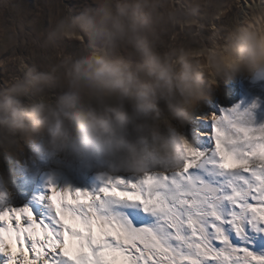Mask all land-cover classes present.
Returning <instances> with one entry per match:
<instances>
[{
	"label": "clouds",
	"instance_id": "obj_1",
	"mask_svg": "<svg viewBox=\"0 0 264 264\" xmlns=\"http://www.w3.org/2000/svg\"><path fill=\"white\" fill-rule=\"evenodd\" d=\"M163 7L164 0H90L53 16L38 38L57 49L56 59H20V72L0 86V149L14 155L28 143L114 160L98 179L180 168L186 138L172 122L182 129L218 80L264 79V6L253 0L243 21L198 48L165 43L185 17ZM0 11L14 25L0 26V49H14L27 10L20 0H0ZM66 41L75 44L57 47ZM8 198L0 176V199Z\"/></svg>",
	"mask_w": 264,
	"mask_h": 264
},
{
	"label": "snow or ice",
	"instance_id": "obj_2",
	"mask_svg": "<svg viewBox=\"0 0 264 264\" xmlns=\"http://www.w3.org/2000/svg\"><path fill=\"white\" fill-rule=\"evenodd\" d=\"M222 104L194 108L175 171L0 199V264H264V124Z\"/></svg>",
	"mask_w": 264,
	"mask_h": 264
},
{
	"label": "rangeland",
	"instance_id": "obj_3",
	"mask_svg": "<svg viewBox=\"0 0 264 264\" xmlns=\"http://www.w3.org/2000/svg\"><path fill=\"white\" fill-rule=\"evenodd\" d=\"M20 2L23 3L28 15L23 25H15L19 38L18 46L14 49H0V86L5 84L11 75L20 72L18 62L20 59L25 63L35 61L40 65L54 61L58 55L57 49L43 47L38 38L39 32L47 29L50 19L65 7L79 9L90 0H20ZM252 3L253 0H164L162 11L175 8L185 19L173 25L163 39L168 45L191 48L211 46L221 28L245 19ZM255 3L264 6V0H255ZM0 26L10 28L14 26L13 17L7 11H0ZM74 44L75 42L66 41L57 47L69 50ZM235 79V83L231 84L234 87L241 77ZM224 80L222 83L227 84L225 86H228L229 82L232 83V79ZM243 81L245 93L239 92L235 105L244 110L251 108L255 103L256 107L251 109L254 125L264 124V79ZM231 90L233 88L230 92ZM190 127L186 126V129ZM37 158L35 163L28 162L26 178L17 180L22 182H19V187L26 188V193L18 192L16 195L7 187L9 192L7 203L11 206L20 207L32 203L33 197L46 193L49 181L61 190L70 188L91 191L97 188L98 176L107 172L110 164L115 165L114 160L79 150L46 151ZM28 159L30 160V157ZM11 160L17 164L16 158ZM8 174L13 181L11 176L14 175V170H8Z\"/></svg>",
	"mask_w": 264,
	"mask_h": 264
},
{
	"label": "bare ground",
	"instance_id": "obj_4",
	"mask_svg": "<svg viewBox=\"0 0 264 264\" xmlns=\"http://www.w3.org/2000/svg\"><path fill=\"white\" fill-rule=\"evenodd\" d=\"M243 79L254 80L253 78L241 77V79H239V81L237 82L236 87L232 86L236 81L235 78L232 79V83L231 82L228 83L229 84L228 86H225L227 84L222 83V82H225L224 79L218 80V87L215 89L219 92L220 98L223 100V104H222L223 107H232L233 105L236 104V102H238L239 92L245 93ZM232 88H233V90H231V92H230V89H232ZM193 111H194V109L192 110V112ZM192 112H191V114H192ZM191 114H190V116H191ZM217 114H219V112H217ZM186 126L190 127L191 125L187 122V124L181 129V128H178L176 126L174 121L172 122V128L181 132L183 135H184V130H186ZM165 130L168 131L167 128H165ZM185 138L189 139V142H192L191 139L188 138L187 136H185ZM193 145H198V144L193 143ZM198 147H199V145H198ZM14 152H15V154L12 155V154L6 153L2 149H0V176L7 178V187L9 189H11L12 192L16 193V195H17L18 192L19 193L20 192L26 193V188L19 187V184L22 182L17 181V180H21L23 178H26L27 168L29 169L28 162L29 161L31 163L37 162V160H38L37 156L42 155L43 153L45 154L46 151L39 148L38 146L31 145L28 143H22L20 148L15 149ZM29 157H30V160L28 159ZM12 158H16L17 164H16V162L14 163V161L12 163V160H11ZM26 161H27V163H26ZM11 169L14 170V175L11 176V178L14 179L13 181L10 180V174H8V170L10 171ZM100 184H101V181L99 180L97 188L100 186ZM34 194H35V191L33 192V195Z\"/></svg>",
	"mask_w": 264,
	"mask_h": 264
}]
</instances>
